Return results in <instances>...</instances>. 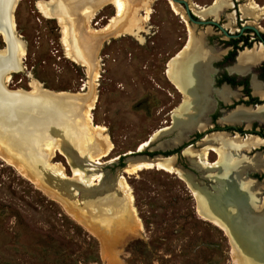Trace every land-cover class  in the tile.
<instances>
[{
    "label": "rangeland",
    "instance_id": "374dc122",
    "mask_svg": "<svg viewBox=\"0 0 264 264\" xmlns=\"http://www.w3.org/2000/svg\"><path fill=\"white\" fill-rule=\"evenodd\" d=\"M41 1L50 0H18L14 8L15 36L23 43L24 54L19 57L21 70L3 79L6 89L33 94L35 82L41 90L78 95L75 101L82 103L71 104L75 111L71 118L75 128L72 134L76 130L78 134L69 138L74 143V155L85 160L87 156L82 154L84 136L87 144L91 136L79 130L74 121L81 117L89 90L96 94L91 113H88L91 126L104 127L111 144L110 153L98 159L101 164L134 152L148 140H151L150 149L167 140L180 141L178 130L176 137L171 133L173 125L170 129H162L170 124L165 123L170 121L167 112L172 110L169 114L172 117L181 106V99L184 100L164 74L169 59L188 41L189 33L193 37L194 26L187 21L183 8L176 4L188 25L171 11L168 0H125L126 6H133L135 20H140L139 29L135 35L111 34L100 40L96 47L98 52H93L99 71L94 81L85 67L67 59L63 28L61 33L57 20L43 16L38 8ZM185 1L192 11H197L199 7L205 9L211 0ZM261 1L243 0L239 5ZM137 2L143 4L140 6ZM147 9L150 11L145 17ZM252 10L254 14L255 9ZM83 12L68 16L86 28ZM115 13L113 3L96 9L87 23L90 32L105 30ZM72 30L70 37L74 41ZM92 38L93 41L91 38L87 41L93 44L85 42L80 49L95 47L96 39ZM4 48L0 37V50ZM87 130L91 132L90 128ZM91 135L95 140L103 138L97 130H92ZM58 141L50 145L53 154L49 163L54 165L52 168L62 169L61 173L66 176L76 177L69 160L60 148L57 149ZM91 148L95 149L92 145ZM189 150L190 154L184 152L185 156L171 155L175 156L171 164L173 172L152 168L122 173V164H113L89 175L90 182L79 181L76 177L86 186L101 179H110L109 184L114 185L111 191L99 193L103 194L99 198L95 195L91 200L87 198L85 203L93 210L86 211L48 191L23 163H8L10 156H5L0 149V264H234L229 237L210 219L199 214L194 195L199 189L192 180L189 184L182 178V175L190 177L187 173H193L188 157L195 153ZM150 154H160V151ZM198 155L204 161L215 159L207 149ZM15 166L23 168L25 177ZM118 176H123L130 191V206L117 194L121 191L124 196ZM87 193L83 190L82 195H89ZM106 196H112L115 201L110 205L103 202Z\"/></svg>",
    "mask_w": 264,
    "mask_h": 264
},
{
    "label": "bare ground",
    "instance_id": "6f19581e",
    "mask_svg": "<svg viewBox=\"0 0 264 264\" xmlns=\"http://www.w3.org/2000/svg\"><path fill=\"white\" fill-rule=\"evenodd\" d=\"M144 1L147 2V0ZM16 2L17 0L13 1L14 4ZM107 3L114 4L117 12V17L111 21V24L108 25V27L105 30L95 31L96 33L93 34L92 32H90L91 30L89 29L87 23L95 15L96 9L101 8ZM138 4L140 5V3ZM142 4L143 3L141 2V5ZM129 6H126L125 0L124 1L122 0H78V1L50 0L46 2L41 1L38 3V8L43 14V16L48 19L57 20L60 26L63 28V33L65 36L63 37L64 38L63 43L65 44L67 51L66 53L69 59L74 60L77 63L78 62L80 63L81 61L80 51L86 54L88 61L84 62L85 65L83 66L85 67L87 73L92 76V79L94 81L96 80V78H98L99 71L94 60L95 53L93 52L97 51L96 47L99 45L100 41L97 38L96 41H94L95 47L91 49L90 47H86V45H85L86 49H80L81 47L79 48L77 46V43L75 42L77 41V39H75L73 35L72 38L75 40L71 41L70 32L72 28L74 30V26H73L74 22L69 19L68 15H70L71 13L76 14L77 12L84 11L83 14L85 15L82 17H84V19L87 20V23L85 24L87 31L93 34V36L95 35H97V37L99 36V38L102 40L104 36L111 34H120V35L123 33H127V34L129 33L134 35L136 34V31L139 29L140 20L137 19L135 20V15H134L135 11L133 10L134 8L133 6H131L132 8ZM169 6L171 11L175 15H178L181 19H183V21H185L183 11H181L178 5H176L175 3L169 0ZM255 7L256 6L254 3L249 4L248 6L243 8V14L245 16L250 15V10ZM149 11L150 10L148 9L146 10L145 17H147ZM207 12L208 11L204 12L202 15L203 16L206 15ZM84 19L82 18V20ZM92 41L86 40L85 42H91L93 44ZM86 44L88 46V43ZM92 44L89 43V46L90 45L92 46ZM186 47H187L186 48L187 51L190 50V53L186 54L187 53L186 51L184 54L179 55L180 58L172 63L170 62L167 68V77L176 86L178 91L183 94L184 97L183 104L172 115L173 128L178 127L181 129L195 127L196 123L192 121L191 115L193 114V112H196L198 114L202 112L201 108L203 105L201 104V98L204 90L203 88L204 81L202 75L205 72V65L200 59L201 58L200 53H198L197 51L199 49V42L191 36V33H189L188 44L186 45ZM1 54H3V51L1 52ZM23 54H24V45L17 38V41L15 42V55L18 61H19V57L22 56ZM81 63L83 64V62ZM20 70L21 68L19 65L16 72H19ZM16 72H11V73H16ZM9 74H7L5 78L8 77ZM32 88H33L32 91L33 94H43L40 89V86L35 84V82L33 83ZM85 96L87 100H85L86 105L84 104L85 105L84 109L80 111V113L82 112L81 117L80 118L78 117L74 122L76 125H78L79 130H81L82 132L84 131L85 134L87 133L91 136V139L88 142L89 144L88 146L87 141L85 140V136L83 135L84 147L82 150V154H84V156L85 155L87 156L85 157L87 160L89 161L93 160V162L98 163L99 158L105 157L110 153L111 144L108 141L107 135L104 134L105 132L104 127L91 126L90 116L88 113L90 112L89 110H92L93 105L96 101V94L89 90L87 91V94ZM79 102L75 101L71 104L77 103L78 105L82 103V101L80 103ZM239 115L241 114L239 113ZM88 128L91 129V132L87 130ZM92 130L100 131L103 135V138L100 141L95 140V137L91 135ZM76 131L74 134L67 132L64 137L69 138L72 135L74 136L75 134H78L77 133L78 131L77 132ZM257 139L251 137H248L245 140L238 139L236 137L228 138L221 134L208 137L206 140L216 142L218 144L217 146H219L218 148H211L216 152L218 156L217 157L218 162L216 166H219L217 167L219 168L217 171L218 173H216V175H212L211 178L216 179L218 182L224 184H222L223 187H220L221 190L219 192L221 194L216 193L214 195L209 196L208 194L202 191L199 192L198 194L194 192V195H196V199H197V209L199 214L204 218L210 219V221L214 225L221 228L229 237L230 243L233 248L232 253L234 256L233 259L234 264H264V213L262 215H257V213L252 212L255 210L253 209L252 202L249 199V193H248L249 188L245 186V190L243 189V191H241V187L239 184L241 183L240 176H241V172L243 171V162L240 161L241 159L240 160L233 159L230 156V154L233 151L243 150V149L246 150L248 148L255 147L257 144L260 143V141ZM10 143L11 146L14 148L15 146L13 145V142L10 141ZM15 143L18 149H20L19 147L23 145L22 140L16 141ZM54 143L55 142L53 143L51 142V144L49 143V145L46 143L44 146L45 153L47 152L50 156H52L53 154V150H51L50 152V145L54 146ZM73 144L74 143L72 142V140H70V138L66 139L65 145L67 151L70 154L71 153L75 154ZM147 144L148 142L146 141L141 145H139L138 148L139 149L143 148ZM91 145L95 147L94 150L93 148H91ZM59 148L61 149L60 144L58 145L57 149ZM61 151L63 152L62 149ZM189 151L190 150L187 149L185 153L190 154ZM203 156L204 158L206 157V152L204 153ZM10 158H11L10 161L6 160L8 163L14 162L16 163L15 165L17 164L21 165V163H19L21 161L16 160L12 156H10ZM172 160L173 158L156 159L155 161L152 160L138 161L135 164L127 167V169H125V172L134 173L144 169H152V168L157 170L173 172V168L171 167ZM204 162L206 163V160ZM55 168L52 169L54 170ZM15 169L25 177V174L23 173L24 170L23 171L21 170L23 168L16 167ZM26 169L28 170L27 167ZM73 171L79 181L82 180L83 182L87 183L92 180V177L89 176L87 179L85 178L84 170L76 168ZM55 172L57 174H62L61 173L62 169L57 168L55 169ZM182 178L186 180L187 183L190 184L191 182L190 177H187L186 175H182ZM96 179L98 180V176H96ZM85 183H82V185H84ZM119 184L124 192L123 197L126 200L127 204L130 206L132 202V196L130 194L127 185L124 183L123 178H120ZM241 185L243 187V184ZM120 186L118 185L116 187L120 189ZM87 188L88 187L84 185L85 192H88ZM101 195L103 196V194H99V193L95 194L96 198L97 197L99 198ZM102 201L105 203L109 202L110 205V202L111 201L114 202L115 199H112V196H106ZM211 216H214L215 218L214 217L212 218ZM251 224H254L256 230H251L252 228Z\"/></svg>",
    "mask_w": 264,
    "mask_h": 264
},
{
    "label": "flooded vegetation",
    "instance_id": "af4514ba",
    "mask_svg": "<svg viewBox=\"0 0 264 264\" xmlns=\"http://www.w3.org/2000/svg\"><path fill=\"white\" fill-rule=\"evenodd\" d=\"M241 1L243 0H211L205 9L199 7L200 10H191L193 21L188 19L187 21L194 26L193 38L199 42L197 51L205 65V72L202 75L204 81L202 112L200 114L193 112L191 115L192 121L196 123L195 127L174 128L171 133L176 137L179 130L180 141L167 140L162 147L167 149L163 153L165 156L172 154L185 156L184 152L191 149L195 154L191 158L186 156L190 166L192 165L190 170L193 172L191 173L193 183L199 189L198 192L202 191L211 196L220 193V187H223L224 183L211 178L219 169L217 168L219 166H216L218 156L211 148L219 146L216 142L206 139L217 134L243 140L248 137L258 138L260 143L255 147L233 151L230 156L243 162L241 183H239L241 191L245 190V186L249 188V199L255 210L252 212L262 215L264 213V0L258 4L254 3L256 6L252 8L255 9L254 14L251 9L250 15L246 16L243 14V8L249 3L239 5ZM179 6L183 8L182 5ZM206 11L207 14L203 16ZM181 20L188 25L187 21ZM187 44L188 41L169 59L167 68L170 62L178 60L179 55L187 51ZM188 53L190 50L186 54ZM164 74L177 93L183 97L167 77V69ZM181 101L180 105L184 100ZM171 113L172 110L167 112L170 121L165 123L170 124L162 131L171 128L172 117L169 115ZM236 114L239 116L237 117ZM203 149L213 153L215 159L206 160V163L202 158L200 159L198 154ZM148 155L152 154L148 153ZM178 168L182 173H186ZM251 226V230H256L254 224Z\"/></svg>",
    "mask_w": 264,
    "mask_h": 264
},
{
    "label": "water",
    "instance_id": "95a60500",
    "mask_svg": "<svg viewBox=\"0 0 264 264\" xmlns=\"http://www.w3.org/2000/svg\"><path fill=\"white\" fill-rule=\"evenodd\" d=\"M13 1L15 0H0V35L5 44V48L0 50V149L5 156L10 155L21 161L28 168L31 176L39 180L48 191L69 202L74 207L86 211L93 210L85 203L87 198L91 200L93 195L97 193L111 191L114 185L109 183L112 180L101 179L93 185L90 184L87 186L89 195H82L84 185L75 176L68 177L63 173L62 176L57 174L55 169H52L54 165L49 163L51 156L44 152V146L47 142L59 140L58 142L64 152L62 154L69 160L71 168L73 170L76 168L84 170L86 179L91 174L101 172L102 167L105 165L122 164L124 169L120 168V170L124 173L126 167L138 161L175 159V156L171 157V155L165 156L163 154L167 151L166 148L162 147L163 145L150 149L151 140H148V144L143 148H137L134 152L114 158L106 164L85 160L79 155L70 154L67 151L64 136L67 132L72 133L75 130L71 123V118L75 113L71 103L75 102V97L78 95L52 92L46 89L41 90L43 94H30L27 91H10L5 87L3 80L5 76L11 72H16L19 67V61L15 55L17 37L15 36L13 21V11L17 2L14 4ZM170 1L182 5L187 19L193 21L192 11L186 1ZM2 51L3 54H1ZM19 140L23 142V145L19 147L20 149L17 148L15 143ZM10 141L13 142L14 148L11 146ZM152 151H160V154H145ZM188 175L193 182L192 174L188 173ZM122 177L118 176V179ZM117 194L123 198L120 191Z\"/></svg>",
    "mask_w": 264,
    "mask_h": 264
},
{
    "label": "crops",
    "instance_id": "0c3cea01",
    "mask_svg": "<svg viewBox=\"0 0 264 264\" xmlns=\"http://www.w3.org/2000/svg\"><path fill=\"white\" fill-rule=\"evenodd\" d=\"M249 4H251V3H249ZM38 9V8H37ZM117 17V12L115 13V17H113L112 18V20L114 19V18H116ZM46 19H48V18H46ZM50 20H53V19H50ZM57 23H58V21H57ZM59 24V23H58ZM109 24V23H108ZM108 24L107 25H105V28H107L108 27ZM59 26H60V24H59ZM60 28H61V26H60ZM76 29V30H75ZM61 33H62V28H61ZM74 34H75V39H77V46L80 48L81 46H83V44L85 43V41L87 40V38H91L92 40H93V38L92 37H94L95 39H97L98 38V40L100 41L101 39L99 38V36L96 38L95 36H93V34H90L88 31H87V29L82 25V24H80V23H78V24H76V23H74ZM96 41V40H95ZM61 43H62V37H61ZM63 45V44H62ZM65 52V51H64ZM98 52V51H97ZM80 63L78 62H75L74 60H71V59H69V58H67V56H66V54H65V56H66V58L67 59H69L70 61H72L73 63H75V64H78V65H80V66H82V67H84L83 65H85V63L84 62H86V61H88L87 60V56H86V54L84 53V52H82V51H80ZM81 62H83V64L81 63Z\"/></svg>",
    "mask_w": 264,
    "mask_h": 264
}]
</instances>
